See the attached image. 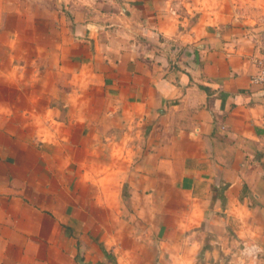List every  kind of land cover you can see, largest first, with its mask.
I'll list each match as a JSON object with an SVG mask.
<instances>
[{"label":"crops","instance_id":"0c3cea01","mask_svg":"<svg viewBox=\"0 0 264 264\" xmlns=\"http://www.w3.org/2000/svg\"><path fill=\"white\" fill-rule=\"evenodd\" d=\"M264 0H0V264H264Z\"/></svg>","mask_w":264,"mask_h":264},{"label":"built area","instance_id":"2783aa9c","mask_svg":"<svg viewBox=\"0 0 264 264\" xmlns=\"http://www.w3.org/2000/svg\"><path fill=\"white\" fill-rule=\"evenodd\" d=\"M257 72L252 76L251 82L258 85H264V56L257 61Z\"/></svg>","mask_w":264,"mask_h":264}]
</instances>
